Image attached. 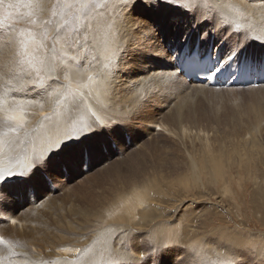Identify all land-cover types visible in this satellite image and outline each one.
Segmentation results:
<instances>
[{
    "label": "bare ground",
    "instance_id": "bare-ground-1",
    "mask_svg": "<svg viewBox=\"0 0 264 264\" xmlns=\"http://www.w3.org/2000/svg\"><path fill=\"white\" fill-rule=\"evenodd\" d=\"M13 2H16V0H13ZM208 2L223 5V7H218L215 10L216 20L208 19V16L203 14L205 0H183L180 3L174 2L176 4L169 3L167 0H127L126 5L123 0H110L107 8L100 10L99 23L94 21L92 29L84 31L86 39L80 38L81 45H84L80 52L81 54L87 53V56L83 59L79 69L75 67L72 69L70 78L73 81V88L76 87L77 83L80 85L87 84L88 77L93 76L95 78L97 76L103 65L108 63L113 51L117 48H128L127 55L118 62L119 70L113 68L112 75L109 77L111 98L107 111L99 112L93 106V111H97V116L101 120L108 122L110 119V122L107 126L97 127L94 131L89 128L85 134L81 135L78 129L85 124H92V118L86 110L74 113L70 120H66L62 115L56 114L60 110L51 100L45 101L42 99L39 103L32 101L27 106V112L37 111L39 114L30 117V114L27 113L25 131L19 135L20 142L11 145H0V171L10 169L14 173L27 172L32 163L36 165L28 176L17 175L8 177L6 180H0V188L5 191L0 192V219H9L20 223L18 226L9 228L0 224V235L4 233L9 243L0 244V264H145L140 261V254L143 249H146L144 253L149 252L141 255H147L145 256L148 259L147 264H181L178 260L180 254V251H177L178 248H181L182 254L184 253L182 264H194V260L198 259L193 248L200 252L202 256L207 258L212 256L214 260L216 259L220 250L214 248L208 242L206 235H201L197 231L191 232L190 229L192 228L187 231L184 228L185 231L182 232V236L175 232V230L180 231L181 223L180 220L174 218L173 214H171L172 218L169 220L152 222L153 226L150 231L148 230V233L146 232L147 234L143 236L138 235L139 233L129 235L122 226H115L114 223L117 221L127 220L128 224L135 222L136 212L140 214L139 219L153 221L156 213L150 205L151 201H155V195L156 201L160 200L159 197L169 196L162 185L145 184L136 178L131 179L134 175L132 172H129V176H127V179L131 180L127 182L128 185L123 189H111L107 195H103L99 191L90 197H87L85 192L69 203L70 205L66 208L68 214L76 218L73 220L79 226L85 228L94 226L97 230L100 229V233L96 237H90L91 239L87 238V240L84 239L77 243L76 240L73 241L75 243H70L66 237L61 239L59 236L60 238H58L60 233L57 235L56 240L50 243L51 247L53 244L58 245V250L55 251L56 254H50V252L46 256L42 254L43 257H39V255L37 257L36 255L35 257L30 256L31 258L27 257L29 255V251H26L27 245H24L26 248L22 246L20 240L25 242L28 240L30 243H34V240H29L32 238L31 230L34 226L32 220L38 221L43 217L39 216L38 218L35 215L36 213L31 211L19 213V209L34 206L42 198L44 199L40 204L49 205L48 207L51 208L53 202L51 190L55 186L58 185L59 187L63 184L61 182L63 179L62 169L73 176L75 172L78 173V171L84 170L86 160H89L90 167L95 166V164L101 162L100 160L104 161L107 158L108 154L102 152L104 149L108 150L110 155L123 154L127 151V158L122 159L120 157L121 160L113 161L110 164L112 167L123 163L133 155L135 156L141 148L134 152L130 149L128 151L127 137L123 138L122 136L124 131L132 133V142L138 137L141 141V138L150 130V127H141L135 130L134 127L141 123L153 122L155 124V122H158L159 126L166 127L165 129L170 133H174V123L179 121L181 109L192 94L203 91L218 92L227 89L188 80L176 65L177 55L186 50L191 52L195 48L200 51L211 49L215 55L221 56L222 65L229 62L227 57L232 49L236 47L237 37L231 35L230 31L223 30L225 25L219 21L224 15H228L232 27L236 23L243 26L239 40L241 44L247 46L241 52L240 60L242 61L247 57L251 64L264 68V64L261 63V61H264V2L262 0H208ZM186 4L199 5L200 11L197 13V19L190 20L182 15L183 6ZM229 5H233L234 8L229 7ZM18 11L22 13L28 10L20 7L15 12ZM129 12H131V15H129ZM49 15V12L45 10L39 18L48 19ZM126 16L127 21L125 22ZM12 17V20L15 21L14 16ZM20 19L18 18V21ZM137 24L143 26L137 30ZM5 38L7 37L0 39V64L10 60L14 51V48L7 46ZM233 62L239 63L235 60ZM136 73L140 75H136ZM61 82L67 83L68 81L62 78ZM132 85H135V87H132ZM246 86L250 87V90L247 91L250 92L253 101L255 103L256 101L261 102L264 108V97H262L264 95H260V92L264 91V80L257 85ZM97 87L96 84H92L81 89L85 97V103L90 106H92L93 98L97 93ZM231 87L242 88L240 85H231L228 88ZM89 93L92 95L89 96ZM174 96H176V100L173 98ZM172 98L175 100L173 103H171ZM166 106H169L165 112L166 114L161 115V109ZM40 112H43L44 115H41ZM45 117H49V119H45ZM115 121L117 125L122 126L121 130L114 129ZM153 126L151 125V127ZM181 129L183 132L187 130L183 126H181ZM71 136H80V138L72 139L71 142L57 147L60 141H70L68 137ZM114 141L117 142V149L111 147L115 143ZM151 141L143 143L147 145ZM49 149H56L57 151H53L50 159H47L45 163L36 158ZM81 150L82 153H80ZM57 156L58 160L53 158ZM56 162L59 164H56ZM76 169L79 170L76 171ZM38 170L41 171L38 173L36 172ZM194 170L197 171L198 169ZM222 171H224L223 167L213 164L208 174L209 180L212 183L218 182L221 184L223 182ZM41 173L46 174L48 177L52 176L54 181L51 182L47 179L45 182ZM123 177L126 176L121 174L122 180ZM11 182H15V184ZM8 193L12 194L9 195ZM13 196H16L15 199ZM31 200L33 201L31 202ZM79 201L83 204L82 208H77V202ZM57 206L59 208V205ZM183 209L185 210L184 213L187 214V220L192 218L189 221L190 223L197 218L198 221L195 220V222L200 225L198 226L200 228L204 222L203 215H206L208 211L204 208L198 219V215H195V210L191 206ZM46 210L49 214V210L47 208ZM90 219L92 221H89ZM137 222L139 223V220ZM34 229H38L37 232L40 231L38 226ZM72 229L76 232L79 231L78 226ZM118 230L123 231L117 232ZM56 231L55 233L58 232ZM188 235L191 237L186 240ZM216 237L218 238V236ZM223 237L224 235L218 240L228 243L227 235ZM138 239H141V241ZM183 244H185L184 248H182ZM84 249H88V251L84 252ZM151 249L153 250L150 251ZM262 254L264 253L262 252ZM176 256L177 259L173 262Z\"/></svg>",
    "mask_w": 264,
    "mask_h": 264
},
{
    "label": "rangeland",
    "instance_id": "rangeland-1",
    "mask_svg": "<svg viewBox=\"0 0 264 264\" xmlns=\"http://www.w3.org/2000/svg\"><path fill=\"white\" fill-rule=\"evenodd\" d=\"M182 1L183 0H173L171 3H180ZM10 11H12V16H14L15 20L13 21L12 17L10 21L15 30L13 31L15 34L13 35H16L19 29L28 30L33 27L28 23V19H25L27 18L25 15L27 12H15L16 9H11ZM18 18H21L19 20L20 22ZM39 19L43 21V18ZM11 33L10 35H12ZM5 37H7V35ZM81 37L86 39L85 32L80 34L79 39ZM4 40L7 43V38ZM83 46L80 49H82ZM243 87L244 86H242V88L224 87L227 89H222V91L218 92L203 91L192 94L181 109L182 112L180 113L181 117L179 121L174 123V133H170L165 129L166 127L159 126L158 122H155V124L153 122L141 123L137 124V127H134L135 130L141 127H150L149 131L146 130L147 134L143 136V138L145 137L144 139L141 138V141L138 137L132 142V133L130 134L128 131L121 132L123 138L125 136L127 137L126 145H128V151L130 149L134 152L140 148L141 150H138L135 156L133 155V157L126 159L123 163L115 165L116 168L115 166H110V164L113 161L121 160L120 157L122 159L127 158V151L123 154L115 153L110 155V152L104 149L102 152L108 154L104 161L100 160L101 162H98L95 166H91V168L89 166V160H86L83 167L84 170L78 171L80 169L79 167L78 170L76 169L78 173L75 172L73 176L67 174L65 169H62L63 179L61 182L63 184L59 187L57 185V187L55 186L51 190L53 194V198L51 197L53 200L51 208L48 207L49 205L45 206L40 204L42 199H44L42 198L34 206L19 209V213L31 211L35 212L38 218L39 216L43 217L38 221L32 220V225H34L33 230H31L32 238L29 237L31 239H27L34 240V243H30L28 240L26 242L20 240L22 246L27 245V248L24 246L27 249L26 251H29L27 257H32V255L34 257L35 255L36 257L38 255L39 257H43L44 255L42 254L46 256V254L50 252V254H56L55 251L58 250V245L53 244L51 247L50 243L54 242L57 235L60 233L58 238L61 237L62 239V237H66L70 243H75L73 242L75 240L77 243L84 239L87 240V238L90 237H96V235L100 233V229L97 230L94 226L92 228L79 226L77 222L73 220L76 218L68 214L69 212L66 208L70 205L69 203L85 192L87 197L99 191H101L103 195H107L111 189H123L128 185V181L136 178L145 184L154 183L158 186L162 185L163 189L167 190L169 196L159 197L162 201H156V195L154 194L155 201H151L150 203L156 213H154L156 219L154 218L153 221L147 219L143 221L139 219L140 214L136 212L135 222L128 224L127 220L117 221L114 223L115 226H122L127 230V234L129 235L139 233L138 235L143 236L148 233V230L150 231L153 223H156L158 220H169L172 218L171 214H173L174 218L180 220L181 223L179 227L180 231L175 230L180 236L183 235L182 232L185 231L184 228L186 231L192 228L190 229L191 232L197 231L198 233L200 232L201 235H206V239L213 246L212 242H221L222 240L220 241L218 239L223 235L224 237L227 235L226 238L228 239L227 242L229 241L228 243H236L235 245L242 246L246 250L247 264H264V254H262V252L264 253V108L261 102L256 101L255 103L252 97H250V92L247 91L250 90V87ZM260 95H264V91L260 92ZM173 98L176 100V96ZM173 98L171 103L175 101ZM40 100H42L40 97H36L33 101L39 103ZM169 106L161 109V115L166 114L165 112ZM27 113L30 114V117L39 114L37 111H28ZM40 114L44 115L43 112H40ZM117 121L120 122L119 120ZM149 123L154 126L151 127ZM180 125L187 130L183 132ZM115 128L121 130L122 126L117 125L115 121L114 129ZM149 140L152 141L147 144V147L144 143ZM71 141L72 140L67 142ZM114 142L115 143H113L111 147L117 149V142ZM80 153H82V150ZM53 158L58 160V156ZM56 164L59 163L56 162ZM213 164H218L220 167L224 168V171L221 173L223 179L221 184L218 182L212 183L208 178ZM86 167L88 168L86 169ZM194 169L198 170L195 171ZM40 171L41 170H38L36 172L39 173ZM129 172L134 174L130 180L127 179ZM41 174L45 182L47 179L51 182L54 181L52 176H50V178L44 173ZM121 174L122 176H126L123 177V180L121 179ZM11 183L15 184V182ZM52 184L54 185V183ZM14 197L16 196H13V198ZM32 201L33 200H31V202ZM56 204L59 205V208ZM82 205L81 201L77 202V208H82ZM187 206H191L195 210V215H198V219L199 214L203 212L204 208L208 211L206 215H203L204 217L202 216L205 220L203 219L204 222L200 228L198 227L200 225L195 222V220L198 221L197 218L191 223L189 221L192 218L187 220V214L184 213L185 210L183 209L185 207L187 208ZM155 207L157 208L155 209ZM46 208L49 210V214H47ZM138 220L139 223L137 222ZM0 221H2V223H0L1 225H4V227L8 226V228L20 224L19 222L9 219H0ZM89 221L92 220L90 219ZM34 222L37 225H35ZM186 224L189 226H187L188 228ZM74 225L78 226V232L72 229L75 227ZM37 226L40 229L39 232H37L38 229H34V227ZM44 228H46V230H44ZM51 229L53 231L55 229V231L57 230L58 232L56 231L57 233H55V231L53 232ZM196 229L200 230L198 231ZM5 231L7 230L5 229ZM121 231L123 230H118L117 232ZM201 231L204 232L202 233ZM214 234H216L215 237ZM189 235L186 240L191 237ZM216 236H218V238ZM0 238L8 243L7 236L5 237L4 233L0 235ZM141 239L138 240L141 241ZM39 241H41V243H39ZM184 246L185 244L182 245V248H184ZM152 250L153 249L150 251ZM144 251H146V249H143V252H141L140 261L147 264L148 259L147 257L145 258L147 255H141L149 252L144 253ZM177 251H180L178 256H183L184 253H181V248H178ZM176 259L177 256L173 262L176 261ZM208 259L214 260L212 256H209Z\"/></svg>",
    "mask_w": 264,
    "mask_h": 264
},
{
    "label": "snow or ice",
    "instance_id": "snow-or-ice-1",
    "mask_svg": "<svg viewBox=\"0 0 264 264\" xmlns=\"http://www.w3.org/2000/svg\"><path fill=\"white\" fill-rule=\"evenodd\" d=\"M123 2L125 5L127 4V0H123ZM168 2L171 3L173 0H168ZM108 3L109 0H16V2L0 0V39L7 35V46L14 48L12 58L0 64V145L20 142L19 135L25 131L27 106L36 97L45 101L51 100L60 110L56 114L62 115L66 120H70L74 113L86 110L92 118V124H85L78 129L81 135L85 134L89 128L94 131L97 127L107 126L110 119L108 122L101 120L97 116V111H107L111 98L109 77L112 75L113 68L119 70L118 62L127 55L128 48H117L113 51L108 63L103 65L95 78L89 76L88 83L85 85L77 83L73 88V81L70 77L72 69L74 67L79 69L83 59L87 56V53L81 54L80 52L82 47L79 39L80 34L90 31L94 21L99 23L100 10L107 8ZM20 7L28 10L25 15L28 23L33 27L28 30H19L16 35H10L9 33L15 31L10 22L13 15L10 10ZM218 7H223V5L209 3L208 0H205L203 14L208 16V19L216 20L215 10ZM229 7L234 8L233 5H229ZM183 8L182 15L190 20L197 19V13L200 11L199 5L186 4ZM45 10L49 12V18L41 21L39 16ZM126 21L127 16L125 17ZM219 22L225 25L224 31H230L231 35L237 37V44L228 54L229 63L227 65L218 66L219 61H217L211 68H207V72L211 74L208 78L222 74L234 60L239 61L241 73H247L251 67L249 59L245 57L244 60H240L241 52L247 46L241 44L239 40L243 26L236 23L232 27L228 15H224ZM142 26L137 24V30ZM261 63L264 64V61ZM193 64L199 67L195 61ZM136 75L140 74L136 73ZM62 78L68 82L62 83ZM92 84H96L98 87L92 106H90L85 103L81 89ZM91 95L89 93V96ZM93 106L97 111H93ZM45 119H49V117H45ZM79 138L80 136H71L68 137V140ZM66 143L67 141H60L57 147ZM55 150L49 149L36 158L45 163ZM35 166V163H32L27 172L14 173L10 169L0 171V180L17 175L28 176ZM3 191L0 188V192ZM4 243L6 242L0 238V244ZM212 243L214 248L220 250L216 259L209 260L193 248L198 257L194 260V264H247L246 250L242 246L225 242ZM83 251L87 252L88 249ZM178 260L182 264L183 257L178 256Z\"/></svg>",
    "mask_w": 264,
    "mask_h": 264
}]
</instances>
